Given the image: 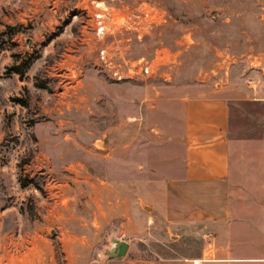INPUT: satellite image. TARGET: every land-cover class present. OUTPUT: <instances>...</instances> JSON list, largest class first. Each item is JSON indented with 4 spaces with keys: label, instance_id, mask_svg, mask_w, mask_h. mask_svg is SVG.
I'll return each instance as SVG.
<instances>
[{
    "label": "rangeland",
    "instance_id": "374dc122",
    "mask_svg": "<svg viewBox=\"0 0 264 264\" xmlns=\"http://www.w3.org/2000/svg\"><path fill=\"white\" fill-rule=\"evenodd\" d=\"M91 1L0 0V264H188L201 242L177 238L163 188L146 190L166 175L135 153L155 146L136 106L175 76L210 87L234 76L264 94V0H103L146 4L165 23L102 41L83 29ZM101 47L122 80L99 65ZM139 60L155 76H139ZM112 239L129 244L121 260L105 256Z\"/></svg>",
    "mask_w": 264,
    "mask_h": 264
},
{
    "label": "crops",
    "instance_id": "0c3cea01",
    "mask_svg": "<svg viewBox=\"0 0 264 264\" xmlns=\"http://www.w3.org/2000/svg\"><path fill=\"white\" fill-rule=\"evenodd\" d=\"M235 81L210 87L175 76L144 87L136 106L155 146L135 153L156 162L150 176L166 175L146 190L163 188L177 238L201 242L188 264H264V94L254 98Z\"/></svg>",
    "mask_w": 264,
    "mask_h": 264
},
{
    "label": "built area",
    "instance_id": "2783aa9c",
    "mask_svg": "<svg viewBox=\"0 0 264 264\" xmlns=\"http://www.w3.org/2000/svg\"><path fill=\"white\" fill-rule=\"evenodd\" d=\"M81 12L90 21V24H86L83 29L94 34L99 41H102L109 33L116 32V30H123L141 40L153 27L165 23L163 15L146 4H139L131 10H115L107 6L103 0H92L83 5ZM97 61L112 79L117 81L123 79V72L113 67L112 58L109 56L106 47H101L97 51ZM152 63L153 61L147 63L139 60L136 66L139 76H155Z\"/></svg>",
    "mask_w": 264,
    "mask_h": 264
},
{
    "label": "water",
    "instance_id": "95a60500",
    "mask_svg": "<svg viewBox=\"0 0 264 264\" xmlns=\"http://www.w3.org/2000/svg\"><path fill=\"white\" fill-rule=\"evenodd\" d=\"M128 248L129 244L124 239H112L110 247L105 252V256L121 260L126 256Z\"/></svg>",
    "mask_w": 264,
    "mask_h": 264
},
{
    "label": "trees",
    "instance_id": "16d2710c",
    "mask_svg": "<svg viewBox=\"0 0 264 264\" xmlns=\"http://www.w3.org/2000/svg\"><path fill=\"white\" fill-rule=\"evenodd\" d=\"M30 62L26 65L24 70H15L14 73L18 74L20 77L25 73V70L28 69Z\"/></svg>",
    "mask_w": 264,
    "mask_h": 264
}]
</instances>
